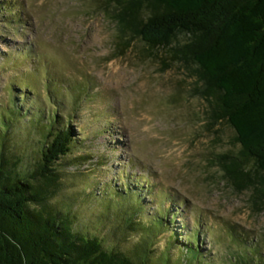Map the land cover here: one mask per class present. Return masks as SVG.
Instances as JSON below:
<instances>
[{
    "label": "rangeland",
    "instance_id": "1",
    "mask_svg": "<svg viewBox=\"0 0 264 264\" xmlns=\"http://www.w3.org/2000/svg\"><path fill=\"white\" fill-rule=\"evenodd\" d=\"M101 1L0 0V60L10 54L11 61L0 67V102L9 100L6 88L16 78L10 67L24 60V49H33L29 60L40 72L30 82L38 85L46 111L60 109L63 123L76 134L73 151L56 165L62 188L56 199L74 215L73 228L105 244L116 241V217L122 214L114 217L110 190L131 184L143 190L139 201L145 209L137 219L145 224L154 215L173 219L167 232L151 238L157 260L165 250L172 262L178 260L180 245L195 230L206 255L230 259L242 234L264 248V191L243 182L237 186L226 171L233 159L241 160V145L234 128L217 118L201 94L196 66L137 36L119 46L117 23ZM12 14L20 23L7 24ZM185 39L180 35L178 44ZM48 80L58 94L47 92ZM27 140L22 131L14 137L30 167L40 157L39 145ZM242 167L256 174L251 162ZM175 204L180 209L173 216ZM141 236L131 232L127 245ZM175 239L178 246L171 250Z\"/></svg>",
    "mask_w": 264,
    "mask_h": 264
},
{
    "label": "trees",
    "instance_id": "2",
    "mask_svg": "<svg viewBox=\"0 0 264 264\" xmlns=\"http://www.w3.org/2000/svg\"><path fill=\"white\" fill-rule=\"evenodd\" d=\"M101 8L117 23L119 46L137 36L149 47L170 48L173 59L196 66L193 73L203 83L201 94L217 118L234 128L241 145V160L233 159L226 171L237 186L247 183L263 193L264 0H102ZM7 17V24L20 23L17 14ZM180 35L186 39L178 44ZM32 53L24 49V60L10 67L16 78L6 88L9 100L0 102V264H264V248L243 234L236 236L240 249L230 259L206 255L197 239L199 230L180 245L175 262L170 250L155 259L151 238L167 232L173 219L154 215L151 224L137 219L145 209L139 201L143 190L131 184L106 187L114 193V217L122 214L116 217V241L105 244L99 236L73 228L74 215L56 199L62 189L56 165L73 151L76 134L63 123L60 109L46 111L38 85L30 82L40 72L39 64L29 60ZM9 55L5 62L0 60L1 68L10 65ZM52 83L46 81L47 92L58 94L50 91ZM18 131L39 145L40 157L30 167L23 148H16ZM249 162L256 174L243 169ZM132 198L136 202L129 204ZM179 209L175 204L173 216ZM131 232L142 233V240L127 245ZM176 240H170L171 250L178 246Z\"/></svg>",
    "mask_w": 264,
    "mask_h": 264
}]
</instances>
